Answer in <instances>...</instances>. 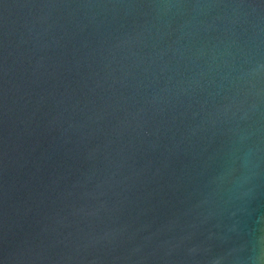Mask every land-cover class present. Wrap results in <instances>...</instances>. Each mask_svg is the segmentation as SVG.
Here are the masks:
<instances>
[{"label": "water", "instance_id": "water-1", "mask_svg": "<svg viewBox=\"0 0 264 264\" xmlns=\"http://www.w3.org/2000/svg\"><path fill=\"white\" fill-rule=\"evenodd\" d=\"M0 264H264V0H0Z\"/></svg>", "mask_w": 264, "mask_h": 264}]
</instances>
